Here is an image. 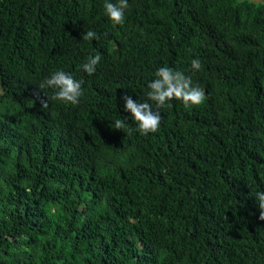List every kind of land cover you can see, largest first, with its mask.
<instances>
[{"label":"trees","instance_id":"1","mask_svg":"<svg viewBox=\"0 0 264 264\" xmlns=\"http://www.w3.org/2000/svg\"><path fill=\"white\" fill-rule=\"evenodd\" d=\"M104 3L0 0V264H264V0ZM160 67L205 100L144 135L121 97ZM58 70L77 104L40 88Z\"/></svg>","mask_w":264,"mask_h":264},{"label":"clouds","instance_id":"2","mask_svg":"<svg viewBox=\"0 0 264 264\" xmlns=\"http://www.w3.org/2000/svg\"><path fill=\"white\" fill-rule=\"evenodd\" d=\"M256 2V0H253ZM129 7L128 0H105L104 9L108 18L116 25H123L125 22V10ZM82 39H98L94 31H87L82 34ZM101 55L90 56L87 63L82 65L84 71L92 75L96 71V65L101 60ZM193 69L199 70L202 65L199 59H194L191 63ZM56 89L54 99L62 102L77 104L84 94L82 82L76 80L69 72L58 70L45 78L40 84V88ZM150 91L147 92V100L143 102L134 101L131 96L124 95L121 98L125 101V111L131 113V118L137 123L138 131L141 134L155 133L161 124V114L159 108L164 107L167 102L175 99L182 101L184 105H200L205 100V92L199 86H193L190 76L184 72L174 70L170 67H160L155 72V79L148 84ZM42 108L48 107V100L41 98ZM153 104L157 110L153 109ZM128 123L126 119H117L114 129L122 130ZM131 129L129 128V134ZM259 208L261 209L259 219L264 220V191L256 193Z\"/></svg>","mask_w":264,"mask_h":264}]
</instances>
